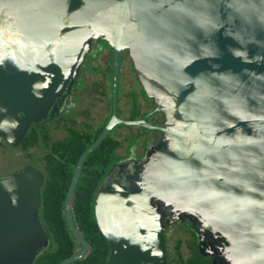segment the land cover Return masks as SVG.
I'll use <instances>...</instances> for the list:
<instances>
[{"label":"water","instance_id":"water-1","mask_svg":"<svg viewBox=\"0 0 264 264\" xmlns=\"http://www.w3.org/2000/svg\"><path fill=\"white\" fill-rule=\"evenodd\" d=\"M112 51L111 118L79 157L71 200L88 155L117 125L157 130L137 164L138 185L102 186L96 224L106 264H167L164 232L200 224L222 264H264V0H0V138L16 144L48 114L88 48ZM126 52L161 127L117 117L119 57ZM39 174L0 180V264H32L48 247L39 218ZM198 235V234H197Z\"/></svg>","mask_w":264,"mask_h":264},{"label":"flooded vegetation","instance_id":"flooded-vegetation-1","mask_svg":"<svg viewBox=\"0 0 264 264\" xmlns=\"http://www.w3.org/2000/svg\"><path fill=\"white\" fill-rule=\"evenodd\" d=\"M96 45L88 48L81 56L69 82L53 99L48 114L32 121L21 141L11 144L0 138V165L3 162L5 168L0 169V180L18 175L26 169L36 171L41 178L39 206L41 193L50 180L49 170L53 167L55 174L50 192L64 194V207L65 195L79 157L99 137L111 118L112 105L108 88L111 61L113 74V55L105 41L100 40ZM107 53L110 58L105 57ZM128 77L130 80L127 81ZM126 81L128 89L124 86ZM116 110L117 117L121 120L144 119L155 127H161L164 122L163 115L154 111L153 101L143 95L126 52L119 57ZM133 128L126 132L121 125L115 126L94 151L96 154L89 165L92 174L100 178L95 195L102 186L138 185L140 182L137 164L146 156L149 147L160 138V132L142 127ZM109 138V144L101 146ZM100 146L101 149L98 150ZM88 157L84 161L80 177ZM172 226L186 230L191 236L186 256L182 254L185 259L192 256V247L209 260L210 264L223 263L211 234L203 230L200 224L193 225L194 229L200 227L198 235L192 231L191 224ZM170 232L171 229H167L163 235L167 264H179L174 251H167Z\"/></svg>","mask_w":264,"mask_h":264},{"label":"trees","instance_id":"trees-1","mask_svg":"<svg viewBox=\"0 0 264 264\" xmlns=\"http://www.w3.org/2000/svg\"><path fill=\"white\" fill-rule=\"evenodd\" d=\"M112 59V56H111ZM112 61L109 72V97L111 96ZM104 142L101 146L109 144ZM101 146L99 149H101ZM96 153L90 155L85 163L82 175L74 191L71 203L73 222L79 233L90 245V252L85 258L73 264H106L109 259V247L106 239L101 234L94 216L95 191L100 181L91 172L89 161ZM50 180L45 185L40 198L39 218L48 235L47 249L35 256L32 264H59L64 259L77 253L81 247L72 238L64 215V194L50 192L54 182L55 170H49ZM192 256L185 259L181 252V243L174 246V255L179 264H210L209 260L202 257L195 248H192Z\"/></svg>","mask_w":264,"mask_h":264},{"label":"rangeland","instance_id":"rangeland-1","mask_svg":"<svg viewBox=\"0 0 264 264\" xmlns=\"http://www.w3.org/2000/svg\"><path fill=\"white\" fill-rule=\"evenodd\" d=\"M106 58H110V54H106L105 55ZM126 80H130V78H126ZM131 80H132V77H131ZM127 81L125 82L124 86L125 88L128 89V83ZM125 119V117L123 118ZM123 129H126L125 131L126 132H129L128 130H132L134 129L133 127H126V126H121ZM0 169L1 170H4V163L2 162L1 165H0ZM169 229H171V232L170 234H168V239H167V251H170L171 253H173L174 251V246L176 244L177 241H180L181 242V252L184 256H186V251L188 250L187 249V246L188 244L191 243V236L189 235V233L180 228V227H177V226H172L170 227Z\"/></svg>","mask_w":264,"mask_h":264}]
</instances>
